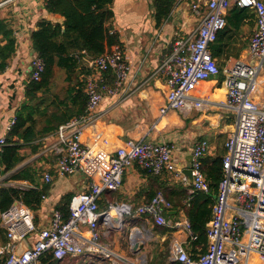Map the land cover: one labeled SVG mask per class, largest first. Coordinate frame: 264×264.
<instances>
[{
    "label": "built area",
    "instance_id": "obj_1",
    "mask_svg": "<svg viewBox=\"0 0 264 264\" xmlns=\"http://www.w3.org/2000/svg\"><path fill=\"white\" fill-rule=\"evenodd\" d=\"M234 6L255 11L257 28L250 38L247 59L227 62L221 67L212 48L219 33L225 30L228 13ZM190 7L200 19L197 28L170 45V53L157 71L166 77L168 87L166 105L160 109V115L164 117L170 111L202 110L205 100L195 98L193 92L202 82L223 74L227 90L224 106L234 113L236 123L224 146L223 176L212 207V218L207 224V250L193 257L179 245L171 260L182 264H264V104L256 101L259 76L264 68V1L192 0ZM76 57L91 64L99 77L93 75L86 82L85 114L61 124L54 133L55 142L45 150L56 156L58 177L82 172L96 175L99 180L72 197L68 217L57 210L46 227L38 226L33 210L21 199H16L0 213V225L6 235V242L0 247L1 264H43L47 255L63 260L86 253L110 260L112 264H144V258L133 262L116 255L102 243L100 231L101 224L111 230L121 226L125 216L133 215L132 209L124 204L112 203L103 211L100 201L104 194L122 187L126 170L134 164L152 175L173 174L175 180L190 186V199L197 192L210 191L203 172V160L210 150L206 139L193 146L191 184L173 159V146L165 142L129 139L112 155L101 152L98 141L86 145L83 142L85 130L95 127L100 120L99 107L105 96L116 95L127 83L131 66L120 47L95 58L83 50ZM32 65L29 81H40L45 69L43 58L36 54ZM108 72L115 75L112 85L100 83L104 79L102 75ZM16 121L15 116L7 124L6 134L0 138V153ZM103 144L108 146L109 140L103 139ZM101 160H107V163L102 164ZM44 179L51 183L53 175L46 173ZM3 187L0 181V189ZM12 187L23 191L31 188L26 184ZM170 207L165 195L158 192L134 216L146 217L161 227L183 230L189 235V243L198 240L188 219L171 223L166 218ZM112 213L119 216L120 222ZM24 241L28 242L29 248L19 256L18 250Z\"/></svg>",
    "mask_w": 264,
    "mask_h": 264
},
{
    "label": "crops",
    "instance_id": "obj_2",
    "mask_svg": "<svg viewBox=\"0 0 264 264\" xmlns=\"http://www.w3.org/2000/svg\"><path fill=\"white\" fill-rule=\"evenodd\" d=\"M171 1L173 2L171 12L163 19L161 25L157 24L155 0H114L112 3L111 26L112 31L119 35L120 44L113 46L111 50L116 47L124 50L131 66V74L127 83L116 95L105 96L99 107L101 118L95 127L85 130L83 142L91 146L98 141L100 151L108 155H112V152L129 139L135 141L144 139L151 143L165 142L173 146V159L177 167L183 171L190 165L193 146L199 140L206 139L210 143V150L205 159L224 156V146L228 137L225 143L223 137L226 129L230 127V132L232 131L236 117L224 106L227 90L224 86L223 74L202 82L193 92L195 98L205 100L202 110L170 111L166 116L161 117L160 109L166 105L168 87L166 77L157 71L165 56L170 53V45L192 33L200 21L191 10L192 0ZM46 5V0H0V19L12 24L17 40L16 54L9 60L6 70L0 73V138L5 136L7 124L17 115L25 101L26 87L33 70L32 59L37 54L32 47V33L38 29L42 20L60 24L64 28L65 18L61 14L49 13ZM240 22L237 27L224 30L222 48L215 57L221 67L227 62L247 59L249 42L257 28V19L253 16ZM81 64L78 69L82 72L79 81L85 79L84 70L91 71L86 82L91 76H98L91 64L85 61ZM109 76H112V79ZM102 77L104 79L100 83L109 84L108 81L112 82L114 75H108L107 78L103 74ZM58 78L63 83L60 93L54 92L53 89L54 81ZM259 81L260 88L256 101L264 104V68L260 73ZM68 86L65 72L57 68L51 89L38 94L40 100H44L43 104L39 105L40 111L49 108L51 113L56 104H59L57 97L64 99L67 96L65 91ZM69 107L73 108L71 102ZM35 120L37 132L54 125H49V118L39 112L36 113ZM54 133L40 138L32 145H40L39 151L33 152L31 147L24 148L21 151L23 162L16 169L0 177L4 187L26 184L32 188L34 185L27 179L13 180V177L26 167L38 171L36 178L39 188L48 186L47 194L43 196L45 199L42 198L38 209L33 211L35 221L40 227L49 224L55 211H62L65 197L70 195L73 197L86 191L93 181L99 180L96 175L82 172L67 177L56 175V156L45 150L55 142ZM103 139L109 140L108 146L103 144ZM101 163L106 164L107 160H101ZM46 173L53 175L51 183L45 181ZM189 189L190 186L175 180L173 174L164 172L161 175H152L138 164H134L126 170L122 187L115 192L104 194L100 201L102 208L100 209L103 211L108 210V206L112 203L124 204L132 209L133 215H127L121 226L117 225L115 228H110L111 230L101 224L102 243L108 245L116 255L131 260L130 257L144 258L142 253L148 247L150 254L154 249L159 253L169 251L170 260L179 245L190 254L192 243L188 242L187 232L176 230L171 226L161 227L146 217L134 216L140 207L147 204L156 193L161 192L171 204L166 218L171 223L188 219L183 206L190 200ZM132 219H137L138 224L126 229L128 240L126 249L124 248L123 251L118 247L116 249L112 240L115 239L116 242V236L113 237L111 233L121 229L125 220ZM137 230L142 234L141 241H145L140 254L133 252L129 239L130 234ZM5 242L6 235L0 226V247Z\"/></svg>",
    "mask_w": 264,
    "mask_h": 264
},
{
    "label": "trees",
    "instance_id": "obj_3",
    "mask_svg": "<svg viewBox=\"0 0 264 264\" xmlns=\"http://www.w3.org/2000/svg\"><path fill=\"white\" fill-rule=\"evenodd\" d=\"M113 2L114 0H46V9L49 13L61 14L65 18L64 28L60 24L42 20L39 22L38 29L31 35L32 47L43 58L45 69L40 81H31L26 87L25 101L16 115V124L6 138L3 152L0 153V177L16 169L23 162L21 151L24 148L31 147L33 152L39 151L40 145L32 146L36 141L56 132L61 124L85 114L88 102V95L85 92L86 78L91 74V71L84 70L85 79L82 82L79 81L82 72L78 69L82 66L83 60L76 56L85 50L90 57L95 58L120 44L119 35L112 31L111 26L113 16L111 5ZM172 6L171 0H155L158 25H161L163 19L169 15ZM253 16L257 19L255 11L235 6L229 11L225 30L237 27L241 23L240 21ZM223 34L224 30L219 33L217 42L212 48L214 57L216 54L219 55V49L222 48ZM16 51L17 40L13 26L7 20L0 19V73L6 70L9 60L16 54ZM57 68L66 74V82L69 85L65 91L67 96L64 99L57 97L59 104H56L51 113H49V108L40 111L39 105H42L44 100H40L38 94L51 89ZM111 74L113 72H108L105 73V76L109 78L108 75ZM111 81L108 83L112 85L115 75ZM70 102L73 108L69 107ZM37 112L49 118V125H54L37 132V121L35 120ZM222 160V155L203 160V172L210 184V191L208 193L197 192L191 197L188 204L183 206L186 216L192 224L193 232L198 236V240L190 246L192 248L190 254L193 257L207 250V224L212 218V207L223 176ZM37 173L38 171L32 167H26L13 177V180L27 179L32 183L34 186L28 190L23 191L13 187L0 189V213L7 210L16 199H21L33 211L38 209L43 196L47 194L48 186L39 188ZM71 198L72 195L65 197V206L61 209L66 217L69 214L68 207ZM136 224H138L137 219L125 220L124 228L129 229ZM155 228L159 227L155 226ZM165 245L167 246L168 243ZM69 260H77L76 264H99L102 262V264H112L110 260H101L88 253L77 258L69 257L63 260H56L51 254L43 259V264H65ZM148 264L182 263L172 262L169 251L159 253L154 249L148 259Z\"/></svg>",
    "mask_w": 264,
    "mask_h": 264
},
{
    "label": "rangeland",
    "instance_id": "obj_4",
    "mask_svg": "<svg viewBox=\"0 0 264 264\" xmlns=\"http://www.w3.org/2000/svg\"><path fill=\"white\" fill-rule=\"evenodd\" d=\"M55 83H54V92H58V93H60V87H63L62 86V80L60 79V78H58V79H56V81H54ZM231 122H233V121H231ZM230 124H232V123H230ZM230 132V127L228 128V129H226V131H225V135H224V137H223V141H224V143H225V141H226V139H227V137H228V133ZM127 216H125L124 217V219L126 218ZM124 225H125V223H124ZM123 225V226H124ZM123 226H122V228L121 229H118V230H116V231H118L119 232V234H117L118 232H116V231H114V232H112L111 233V235L113 236V237H115L116 236V242H115V239H112L113 240V243H114V246H115V248L117 249V247L120 249L121 248V251H123V249L126 247V245H127V242H128V240H127V230L124 228L123 229ZM110 238H111V236H110ZM129 239H131V236L129 237ZM112 242V241H111ZM126 249V248H125ZM124 249V250H125ZM142 255H144V259H145V262H144V264H148V259L151 257V254L149 253V247H148V249L146 250L145 249V251H143V253H142ZM96 258H99V256H95ZM130 258H132V260H133V262H139V260H141V259H137L138 257H130ZM72 261H74V262H72ZM76 262H77V260H69V261H67L65 264H76ZM103 263V262H102ZM102 263H99V264H102Z\"/></svg>",
    "mask_w": 264,
    "mask_h": 264
},
{
    "label": "water",
    "instance_id": "obj_5",
    "mask_svg": "<svg viewBox=\"0 0 264 264\" xmlns=\"http://www.w3.org/2000/svg\"><path fill=\"white\" fill-rule=\"evenodd\" d=\"M191 162H192V158H191V161H190V165L183 169L184 173L186 174V176L188 177V180L190 183L193 182V177H192V170H191ZM114 215H117L116 213H113ZM117 217V216H116ZM116 221H118V219L115 218V216L113 217ZM136 233L138 234L136 236V234L134 233H131V243H132V250L135 254H140L142 253V250H143V245L145 244V241H141L142 239H140V237L142 236L141 232L140 231H136ZM29 248V244L27 241H24L19 250H18V255L19 256H23L25 250Z\"/></svg>",
    "mask_w": 264,
    "mask_h": 264
},
{
    "label": "bare ground",
    "instance_id": "obj_6",
    "mask_svg": "<svg viewBox=\"0 0 264 264\" xmlns=\"http://www.w3.org/2000/svg\"><path fill=\"white\" fill-rule=\"evenodd\" d=\"M112 216H113V217L115 216V218L118 219V221H119V216H118V215H114V214L112 213ZM116 216H117V217H116ZM134 234H136V236L138 235L136 232H135Z\"/></svg>",
    "mask_w": 264,
    "mask_h": 264
}]
</instances>
